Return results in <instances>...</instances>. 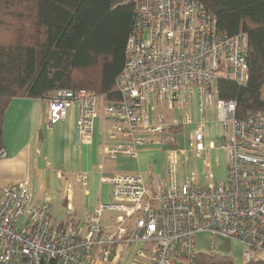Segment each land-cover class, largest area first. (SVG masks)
<instances>
[{"label": "built area", "instance_id": "built-area-1", "mask_svg": "<svg viewBox=\"0 0 264 264\" xmlns=\"http://www.w3.org/2000/svg\"><path fill=\"white\" fill-rule=\"evenodd\" d=\"M246 35L218 30L216 16L197 0H139L116 77L119 100L104 99L111 121L107 155L137 157L139 148L182 125L195 104L200 119L187 145L168 148L165 178L150 187L140 174H114L111 199L97 204L84 228L51 219L49 204L31 199L24 178L0 188V264H196V234L243 244L245 263L264 249V112L236 117V102L217 97V79L244 85L248 78ZM101 97L84 88L55 90L47 99V122L61 120L75 106L77 145L92 140ZM213 107L219 134L204 133ZM162 107L181 109L167 118ZM190 152L203 168V182L189 170L178 180V156ZM0 152V157L3 156ZM224 155L225 175L215 180L214 163ZM77 181L85 186L87 174Z\"/></svg>", "mask_w": 264, "mask_h": 264}, {"label": "trees", "instance_id": "trees-1", "mask_svg": "<svg viewBox=\"0 0 264 264\" xmlns=\"http://www.w3.org/2000/svg\"><path fill=\"white\" fill-rule=\"evenodd\" d=\"M138 1L0 0V152L13 97L47 99L57 89L84 88L119 100L115 80ZM197 1L215 14L220 32L246 35L247 81L218 78L217 97L236 102L237 118L264 112V0ZM195 263L233 264L228 255L207 252H197Z\"/></svg>", "mask_w": 264, "mask_h": 264}, {"label": "crops", "instance_id": "crops-1", "mask_svg": "<svg viewBox=\"0 0 264 264\" xmlns=\"http://www.w3.org/2000/svg\"><path fill=\"white\" fill-rule=\"evenodd\" d=\"M101 98L104 103V97ZM161 109L167 118L171 116L181 121L176 117L175 110H166L165 107ZM186 110L194 119L190 125L192 129L200 117L195 112L193 102ZM76 117L77 108L73 106L61 120L50 125L47 122L46 99L13 97L3 117L0 188L29 178L31 199L34 203L42 204L46 201L52 220L61 224L72 220L81 228L85 227L97 204L111 199L112 186L105 178L114 174H140L150 186L149 172L156 175L160 172V168L156 166V154L159 149L178 147L179 134L190 129L189 126L179 125V132H174L175 127L164 134L156 133L154 139L168 136L166 141L147 143L139 148L138 155L134 158L119 156L111 159L107 155L109 142L105 137V131L111 121L105 116L103 108L99 110V115L94 121L92 140L88 144L76 143ZM204 118L206 137L215 138L219 134L220 126L212 106L207 108ZM191 159L190 152L181 156L182 178L191 170ZM165 163L162 179L165 178ZM80 172L87 174L85 186L77 181ZM217 240L223 242L226 239ZM217 253L223 254L219 250ZM259 253L255 255L254 260L264 264L263 254Z\"/></svg>", "mask_w": 264, "mask_h": 264}, {"label": "rangeland", "instance_id": "rangeland-1", "mask_svg": "<svg viewBox=\"0 0 264 264\" xmlns=\"http://www.w3.org/2000/svg\"><path fill=\"white\" fill-rule=\"evenodd\" d=\"M262 90H263L262 95L264 97V86H263ZM102 108H103V100H102V98H100L99 102H98L97 115H99V110L101 111ZM166 110H175L176 117L178 119L182 118V115L180 116V111L182 112L181 109H176V108L168 109V108H166ZM163 113H164V110H163ZM165 116H166V114H165ZM189 127L191 129V126H189ZM179 128L180 127H176L175 129H179ZM190 129H188L187 131H183V133L179 134V136L177 138L178 142H179L178 143L179 148H181V146L184 147L187 145V139H188ZM180 131H181V128H180ZM168 148H172V146H169ZM166 156H167V150L164 149L163 147H161L159 149V152L156 154V161H157L156 166L158 168H160V172L158 173V175L153 174L152 172H149V177L151 178L150 187L151 186L154 187L159 181L162 180L163 168H164V163L166 162ZM191 157H192V159H191V171H193L195 174L196 182L199 183V180L201 182H203V174L202 173L204 171V168H203L202 164H200L201 162L197 158H195L194 156H191ZM181 162H182L181 161V154H179V156H178V180H179V183L182 182V174H181L182 172H181V168H180ZM213 174H214V179L217 181L224 179L225 161H224V155L223 154L221 155V158L217 162V164L214 163ZM209 246H210L209 234L207 232H198L196 234L195 249L198 252L206 253V252H209V250H210ZM216 247H217V251L219 250L223 254L226 253L231 258L233 264H245V259L243 257L244 246L239 241H237V240H225L222 242L221 240H217ZM260 251H258L257 253L260 252L259 254H263L262 260L264 261V249L260 250ZM105 264H110V262H106Z\"/></svg>", "mask_w": 264, "mask_h": 264}]
</instances>
